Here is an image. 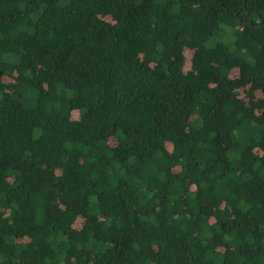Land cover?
Instances as JSON below:
<instances>
[{
    "label": "trees",
    "instance_id": "obj_1",
    "mask_svg": "<svg viewBox=\"0 0 264 264\" xmlns=\"http://www.w3.org/2000/svg\"><path fill=\"white\" fill-rule=\"evenodd\" d=\"M0 264H264V0H0Z\"/></svg>",
    "mask_w": 264,
    "mask_h": 264
},
{
    "label": "rangeland",
    "instance_id": "obj_2",
    "mask_svg": "<svg viewBox=\"0 0 264 264\" xmlns=\"http://www.w3.org/2000/svg\"><path fill=\"white\" fill-rule=\"evenodd\" d=\"M117 10H119L118 8H116ZM108 12L109 11H102V12H100V17H103V16H107V17H109V18H112V17H110V16H108ZM111 21V20H110ZM112 23H114V22H112ZM239 75V73H238V70H235V71H233L232 72V77H237ZM79 222V221H78Z\"/></svg>",
    "mask_w": 264,
    "mask_h": 264
},
{
    "label": "water",
    "instance_id": "obj_3",
    "mask_svg": "<svg viewBox=\"0 0 264 264\" xmlns=\"http://www.w3.org/2000/svg\"><path fill=\"white\" fill-rule=\"evenodd\" d=\"M248 16V15H247ZM248 18H250L249 16H248Z\"/></svg>",
    "mask_w": 264,
    "mask_h": 264
}]
</instances>
